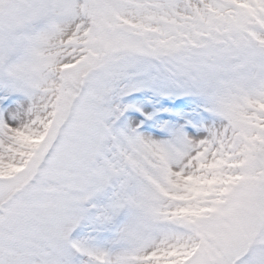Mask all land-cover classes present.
<instances>
[{
	"label": "snow or ice",
	"instance_id": "6c2138e0",
	"mask_svg": "<svg viewBox=\"0 0 264 264\" xmlns=\"http://www.w3.org/2000/svg\"><path fill=\"white\" fill-rule=\"evenodd\" d=\"M0 264H264V0H0Z\"/></svg>",
	"mask_w": 264,
	"mask_h": 264
}]
</instances>
